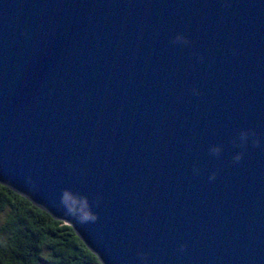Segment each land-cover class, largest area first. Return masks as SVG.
<instances>
[{
  "label": "water",
  "instance_id": "1",
  "mask_svg": "<svg viewBox=\"0 0 264 264\" xmlns=\"http://www.w3.org/2000/svg\"><path fill=\"white\" fill-rule=\"evenodd\" d=\"M0 183L101 264H264V0H0Z\"/></svg>",
  "mask_w": 264,
  "mask_h": 264
},
{
  "label": "trees",
  "instance_id": "2",
  "mask_svg": "<svg viewBox=\"0 0 264 264\" xmlns=\"http://www.w3.org/2000/svg\"><path fill=\"white\" fill-rule=\"evenodd\" d=\"M0 264H101L72 226L0 183Z\"/></svg>",
  "mask_w": 264,
  "mask_h": 264
},
{
  "label": "clouds",
  "instance_id": "3",
  "mask_svg": "<svg viewBox=\"0 0 264 264\" xmlns=\"http://www.w3.org/2000/svg\"><path fill=\"white\" fill-rule=\"evenodd\" d=\"M210 179H211V177H210Z\"/></svg>",
  "mask_w": 264,
  "mask_h": 264
}]
</instances>
